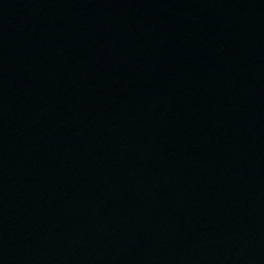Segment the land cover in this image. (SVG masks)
Returning <instances> with one entry per match:
<instances>
[{
	"label": "water",
	"instance_id": "water-1",
	"mask_svg": "<svg viewBox=\"0 0 264 264\" xmlns=\"http://www.w3.org/2000/svg\"><path fill=\"white\" fill-rule=\"evenodd\" d=\"M0 264H264V0H0Z\"/></svg>",
	"mask_w": 264,
	"mask_h": 264
}]
</instances>
